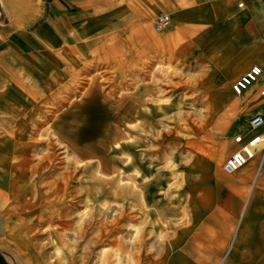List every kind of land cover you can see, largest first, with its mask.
I'll list each match as a JSON object with an SVG mask.
<instances>
[{"label": "rangeland", "instance_id": "374dc122", "mask_svg": "<svg viewBox=\"0 0 264 264\" xmlns=\"http://www.w3.org/2000/svg\"><path fill=\"white\" fill-rule=\"evenodd\" d=\"M48 2L0 0V216L32 264H264V233L242 232L255 181L241 188L239 174L222 169L252 103L220 80L210 84L211 65L191 49L178 56L167 29L152 24L133 39L93 22L54 49ZM164 65L173 72L162 76ZM104 97L122 113L144 101L133 120L134 173L120 177L135 194L123 199L119 190L116 201L114 183L96 204L88 191L104 186L69 164L101 160L98 136L81 141L78 129L113 122ZM204 228L210 241L191 243ZM187 248L195 257H178Z\"/></svg>", "mask_w": 264, "mask_h": 264}, {"label": "crops", "instance_id": "0c3cea01", "mask_svg": "<svg viewBox=\"0 0 264 264\" xmlns=\"http://www.w3.org/2000/svg\"><path fill=\"white\" fill-rule=\"evenodd\" d=\"M160 14L172 18V26L163 35L167 42L175 43L176 54L183 56L191 49L202 62L211 65L209 79L213 83L222 81L229 93L232 84L253 65L264 69V0H49L44 22L49 45L57 49L93 22L98 32L133 33L134 39L137 32L150 30L151 24L154 29V21ZM261 89H264V74L249 91L238 96L252 103L251 116L264 115ZM244 128L246 125L238 131ZM258 168L259 159H256L247 165L243 176L239 174L241 188L255 181L254 196L243 222L245 234L254 229L264 233V164L261 170ZM230 193L234 196L238 191ZM234 205H230L231 217L237 212ZM205 230L193 234L191 243L200 236L210 241V229ZM179 254L182 258L195 257L190 248ZM0 264H32L31 255L13 239L9 225L1 216Z\"/></svg>", "mask_w": 264, "mask_h": 264}, {"label": "bare ground", "instance_id": "6f19581e", "mask_svg": "<svg viewBox=\"0 0 264 264\" xmlns=\"http://www.w3.org/2000/svg\"><path fill=\"white\" fill-rule=\"evenodd\" d=\"M13 9H11V10H13ZM155 41H157V40H155ZM155 41H153V42H155ZM160 67L158 66L156 68H160ZM160 72H161L162 76H167L168 74L173 72V68L170 65H164V66H162ZM212 82H213V80L209 79V83L211 84ZM18 91L23 92V90H20L19 88H18ZM31 92L25 91V93L28 94V98H29V101H27L28 104H31L32 101L35 100L34 95ZM98 94L97 93H91L89 100L95 101L94 99H96ZM107 100H108V97H104V101H106L105 102L106 105L102 104V107L105 108V110L107 111L106 108H108L110 106L112 114L110 116H107V117L112 119V121L116 124H114L113 122L106 123L105 127H102V129H99V130H97L95 132H91V133H89V132L86 133L88 130L86 128L78 129V130H80L79 135H81V141L83 138H89L90 137L89 135H94V136L97 135L98 136V142L94 143V147H96L95 150L98 153V155L101 157V160H97L95 162L92 161V162L85 163L76 157L73 160H71L70 164H69L71 169L74 168V172L82 171V173L84 174L85 177L88 176V177L92 178V180H93L92 183H95V184L99 183V185L104 186V188L107 190V191L101 190V189H99V187L96 186L97 188H95L94 190H96L97 195L88 191V197H89L88 201H91L92 198H94L95 199L94 203H96V204L101 203L100 200H98V198L100 199V197H102V195H104L105 192L108 193L109 189L111 188L112 185H114V183H115V185H114V188H112L113 189L112 194L115 195L116 201L120 195L119 190H122V192L124 193V196H122L123 199H129L135 194L134 190L136 189V186L133 185L131 182L128 183L127 186L124 185L125 183L123 182V180L120 179V177L122 175H125V174L128 176H132L134 173L133 172L134 164H132V162L134 161L133 156L137 153V150H133L132 148L135 149V146H139V145L135 144V138L133 136L135 133V131H134L135 128L133 127V125H134L133 120H134V114L137 113L136 109L139 107V105L144 100L143 99L142 100L137 99L134 102H130L129 106L128 107L126 106L127 108L123 113L118 110L119 109L118 106L114 107V106L108 105L109 101H107ZM106 106H108V107H106ZM108 110H110V109L108 108ZM102 112L104 113L105 111H102ZM75 117H78V116H75ZM76 119H78V118H76ZM121 125H123V127H120ZM128 125H131V126H128ZM71 126H72L71 128H74V127L78 126V124L77 125L71 124ZM73 132H74V130H73ZM74 133H75V136L78 135V133H76V132H74ZM125 139L126 140L130 139L129 140L130 142L129 141L125 142V143L122 142V141H125ZM75 141L77 142V144L79 143L77 138ZM75 144L73 146H75ZM113 154H114V156H110ZM47 158H49L48 160L51 161L50 157H47ZM44 161L47 162L46 159ZM253 161H251L250 163H252ZM121 163H123L124 165H121ZM53 167H55V166L52 164L50 166V168H53ZM246 167L247 166H245L244 168L237 171L236 174L243 173V171ZM109 174H112V175L108 176ZM243 175H244V173L241 176H243ZM107 185H110V186L107 187ZM141 197L142 196H140V198ZM140 200L142 201V199H140ZM112 207L113 206L111 205V203L104 204V206L100 207L98 212H100V214L105 213V212L109 211L110 209H112Z\"/></svg>", "mask_w": 264, "mask_h": 264}, {"label": "built area", "instance_id": "2783aa9c", "mask_svg": "<svg viewBox=\"0 0 264 264\" xmlns=\"http://www.w3.org/2000/svg\"><path fill=\"white\" fill-rule=\"evenodd\" d=\"M172 25V18L168 14H160L154 21V30L162 32ZM264 74L260 65H253L245 74L232 84V91L237 96L249 91ZM264 97V89L259 92ZM233 151L225 159L222 169L226 174H235L247 166L251 161L259 159V170L264 164V115L251 116L246 128L238 131L232 139Z\"/></svg>", "mask_w": 264, "mask_h": 264}]
</instances>
